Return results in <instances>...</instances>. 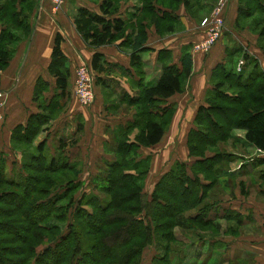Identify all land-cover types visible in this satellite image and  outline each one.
Returning <instances> with one entry per match:
<instances>
[{
  "label": "trees",
  "instance_id": "obj_1",
  "mask_svg": "<svg viewBox=\"0 0 264 264\" xmlns=\"http://www.w3.org/2000/svg\"><path fill=\"white\" fill-rule=\"evenodd\" d=\"M121 1L100 0L101 14L79 8L73 21L90 47L117 42L119 48L129 51L131 66L139 77L137 92L122 96L120 101L135 105L136 116L112 133L113 142L105 144L112 159L104 161V167L87 180L81 179L76 163L64 154L63 142L53 155L44 141L33 146L37 135L60 114L62 99L67 96L70 71L58 33L48 66L56 82L54 95L45 97L48 83L39 78L34 98L40 111L11 133L13 148L22 158L20 172L7 176L8 163L0 155V264H141L144 249L155 246L158 235L166 242L175 240L178 216L201 205L205 190L219 181L225 169L219 166L224 156L214 153L206 157L207 147L225 143L234 129H242L245 141L264 151V71L254 64L245 78L243 69L217 64L211 78L213 90L198 108L195 127L187 139L190 156L198 160L190 165L177 161L150 193L144 192L150 159L139 158L138 150L160 142L174 113L166 99L184 91L192 70L188 53L174 63L170 50H160L161 74L154 84L145 85L139 53L148 50L144 46L146 29L153 25L160 36L173 33L181 22L176 14L179 7L198 17L201 3L135 0L138 7L123 19L119 15ZM36 6L37 0H0V70L11 59L14 30L30 32L28 18ZM238 14L239 20L253 19L264 49V0H239ZM229 56L249 58L240 46L230 49ZM104 64L100 54L93 56V70L106 71ZM101 84L106 86V82ZM199 174L210 183L204 184ZM212 208V204H202L186 217V225L215 230ZM222 217L234 222L235 226H229L232 234L244 220L229 209ZM169 251L166 245L165 253L153 255L148 264H173Z\"/></svg>",
  "mask_w": 264,
  "mask_h": 264
},
{
  "label": "crops",
  "instance_id": "obj_2",
  "mask_svg": "<svg viewBox=\"0 0 264 264\" xmlns=\"http://www.w3.org/2000/svg\"><path fill=\"white\" fill-rule=\"evenodd\" d=\"M215 2L216 0H200L201 9L197 12L198 17L187 13L185 7L181 5L176 11L181 22L173 33L160 36L153 25L146 29L147 40L144 46L148 50L139 53L145 85L154 84L161 74V65L157 59L160 50H170L174 63L183 53H188L192 64L191 74L184 91L175 93L166 99V104L174 109V113L160 142L150 147L141 146L138 150L139 158L148 157L150 159V167L144 183V191L147 190L148 193L153 190L159 177L177 161L188 163L190 158L186 146L187 134L194 126L198 108L205 105L208 93L213 90L211 82L213 69L217 64H226L228 68L235 69L239 59L236 56H229L232 45L242 47L243 53L248 54L249 58L242 67L245 78L252 72L251 68L253 69L254 64L264 71V49L260 46L261 39L252 25L253 19L239 20V0H230L224 11L226 29L218 43L207 53L192 50V45L204 36L200 20L211 11ZM136 7H138L137 2L129 0L120 8L119 15L127 19ZM79 8L101 14L100 2L95 0H68L57 11L53 10L47 0H37V6L28 18L30 32L24 34L20 31L21 28L14 30L16 39L10 45L11 59L8 65L0 70V90L5 94L3 118L0 120V155L7 160V163L9 155L20 156V152L13 148L11 133L15 126L25 124L31 114L40 111L39 103L34 98L39 78L48 83V89L43 93L45 97L49 99L54 95L56 82L49 73L48 66L55 36L59 33L62 36L60 47L67 58L70 71L67 96L62 99L64 107L60 114L37 135L33 146L44 141L53 155L56 154V148L63 142L64 154L71 162L76 163L80 170L79 175L86 173L89 179L104 167V161L112 159V152L105 149V144L113 142L112 133L130 122L136 111L133 107H130L128 112L120 110L118 103H107L105 98L114 95L120 100L124 95H135L139 77L131 66L129 51L119 48L117 42L96 48L88 45L77 31L73 21ZM2 28L0 25V30ZM95 54L102 56L106 71L98 72L92 69L91 62ZM80 64L89 66L96 79L95 101L88 106L80 104L74 95V72ZM100 80L106 82V86H102ZM116 109L120 111L115 113ZM244 133L234 135L235 143L227 151L237 154L242 159L234 169L223 171L220 179L225 180H221L222 182L234 178L239 186L243 185V177L230 175L241 167L242 174H255L256 178H264V162H262L264 151L246 142ZM133 137L134 133L131 139ZM238 143L240 147L237 148ZM248 151L252 153L250 157H245L244 154ZM247 165L250 168L247 169ZM250 184L255 186V190L257 188L259 190L257 183L253 185L251 182ZM260 191L264 196V187ZM240 193L242 194L241 190ZM239 200H241L240 205L248 209L246 214L236 211L244 219L241 226L251 224L256 228L244 236V238H249L248 241H233L235 237L241 238L234 235L230 237L204 235L201 237V246L191 248V254L185 264H229V261L238 257L239 261L250 260L251 264H264V203L258 202L257 198L254 199L251 196L247 199L243 196ZM231 203L235 202L231 201ZM231 203L229 202L230 205ZM220 205H215L211 209V216L215 217V221L222 217L217 212ZM227 209L229 207L222 210ZM196 212L197 210H192L187 216ZM215 243H221V246L226 244L230 248L234 245L233 254H224L223 248L220 245L215 246Z\"/></svg>",
  "mask_w": 264,
  "mask_h": 264
},
{
  "label": "rangeland",
  "instance_id": "obj_3",
  "mask_svg": "<svg viewBox=\"0 0 264 264\" xmlns=\"http://www.w3.org/2000/svg\"><path fill=\"white\" fill-rule=\"evenodd\" d=\"M95 1L100 2V0H95ZM128 1L129 0L121 1V3L119 4V8H122V6L125 5ZM232 46H233V48L236 47L234 44ZM251 70H253V69L251 68ZM247 72H249V71H247ZM94 78H95V76H94ZM94 101H95V99H94ZM93 102H92V104H93ZM105 102H107V103L116 102V103H118V106L121 107L120 110H124L127 112L129 111L128 109L130 107H133L135 110L137 109V107L135 105L131 106V105H126L125 103H122L114 95H109V97H106ZM117 109L114 110V111H116L115 113H118L120 111ZM136 111L133 115V118H135V116H136ZM125 115H127V114H125ZM194 127L195 126L191 127L190 130ZM190 130L188 131V134H189ZM243 133H244V130H242V129H234L231 132L230 139H228L225 143L219 142L214 147H207V150L205 151V156L208 157L210 155H213L214 153L223 154L224 157L221 158L219 166H222V169H224V168L228 169V170L234 169L235 167H237L238 163L241 161L242 158L239 157L237 154H233L231 152L228 153L227 151L231 148V145L235 143L233 140L235 138L234 135L235 134H243ZM188 134H187V138H186L187 148H188V145H187ZM238 147H240L239 143L237 144V148ZM32 149H33V146H32ZM188 152H189V148H188ZM25 153L27 154L28 152H25ZM251 153H252V151H248V153H245L244 155H245V157H248V156L250 157ZM245 157H243V158L245 159ZM189 158H190L189 161L187 160L188 163H186L189 165L191 164V162L198 160V157L190 156V154H189ZM21 159H22L21 154L19 157H15L14 155L8 156V160H9L8 164L9 165H8L7 176H14L15 173L20 172V170H21ZM241 168H239V170L235 172L236 175H234L235 173L230 174V175H232V176L240 175V177H243L242 178L243 179L242 183H244L243 185L239 186V184L234 180V178H230L231 180L226 179L227 181H223L226 183H223L221 181V180H225V179H219L220 182L218 181L216 184H213L212 186L208 187L205 190L206 197H205V199H203V201L201 203L202 204L208 203L209 205L212 204V206L221 204L217 210L219 215L220 214L223 215L224 211L222 209L226 208V207H229V210H233L235 212L240 211V212L246 214L248 212V209L245 206H241L240 205L241 200H239L243 196L245 199H247V198H249V196H251L254 199L257 198L258 202L264 203V196L261 195V193H263V192L260 191V189H262L264 187V182H263L264 178L260 177V179H261L260 180L259 178H256V175L254 173H253L254 175L242 174ZM248 168H250V166L247 165V169ZM86 175H87L86 173L84 175L82 174L81 179H83V177H85V179H83V180H86L87 179ZM189 175H191V172H189ZM198 176L204 184L210 183L209 181L204 179L201 174H199ZM251 182H253V185L255 183H257L259 186V190H258V188L255 190V186H251V184H250ZM225 184L227 186H223ZM250 187H253L254 189H252ZM239 189L242 191V194L240 193ZM144 192L146 194H148L149 191L146 190ZM245 195H247V196L245 197ZM254 195H257V196L255 197ZM231 201L235 202L236 204L235 203L232 204ZM229 202L231 203V205L229 204ZM201 205H199L198 207L192 208V209H187L183 214L178 216V220L180 222L173 229V233L175 235V240H172L170 242H166L165 240H163L158 235L159 238H157L154 242L155 246H149V247H146L144 249V251L142 253V261H141L142 263L141 264H148L150 262L152 256L155 254L159 255V254L165 253L166 245H167V248H169V250H170L169 256H170L173 264H180V263L185 264V262L188 260L187 259L188 256L191 254V248L192 247H194V248L200 247L201 246V237H203L204 235L210 236V237H219V236L220 237H228V236L230 237V236L234 235V236L241 237V238L235 237L233 239V241H236V242L239 241L240 242V241H248L247 239H249V238H244V236H247L250 231H254L256 229L255 225L249 224V225H246L244 227L241 226L238 229V231H236V233L232 234V230H230L231 228H229V226H233V225L235 226V224L233 221L226 220L224 217H220L221 219L216 220V222L214 223L215 228H213L215 230L201 229L199 227H195L196 225H194L191 229L188 227V225H189L188 223L186 225L187 214L190 213L192 210H199L201 208ZM86 208H87V210H89V207H86ZM68 217H71V214H69ZM224 239H226V238H224ZM193 245H195V246H193ZM216 245L221 246V243H215V246ZM233 246H231V248H230V246L223 244L221 247L224 250V254L225 253L233 254L232 253V251H234ZM41 249H42V247H41ZM238 258H236L235 260L229 261L230 262L229 264H251L250 260L239 261ZM190 262H195V261H190Z\"/></svg>",
  "mask_w": 264,
  "mask_h": 264
},
{
  "label": "built area",
  "instance_id": "obj_4",
  "mask_svg": "<svg viewBox=\"0 0 264 264\" xmlns=\"http://www.w3.org/2000/svg\"><path fill=\"white\" fill-rule=\"evenodd\" d=\"M54 11L60 9L68 0H47ZM230 0H216L211 12L200 22L204 36L192 45L195 52H209L221 39L226 29L224 11ZM245 65V59L240 56L236 63V70L240 71ZM95 78L92 70L85 64H80L74 72V95L80 104L88 106L95 99ZM5 94L0 90V120L3 118Z\"/></svg>",
  "mask_w": 264,
  "mask_h": 264
}]
</instances>
